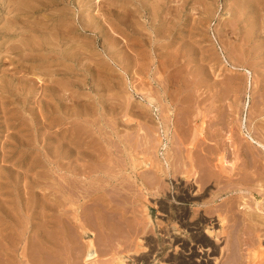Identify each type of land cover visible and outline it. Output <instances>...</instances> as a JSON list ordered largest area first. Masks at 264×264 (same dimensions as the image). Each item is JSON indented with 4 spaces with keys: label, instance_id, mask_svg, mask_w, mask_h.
Returning <instances> with one entry per match:
<instances>
[{
    "label": "rangeland",
    "instance_id": "rangeland-1",
    "mask_svg": "<svg viewBox=\"0 0 264 264\" xmlns=\"http://www.w3.org/2000/svg\"><path fill=\"white\" fill-rule=\"evenodd\" d=\"M252 136L264 142V0H0V264H173L176 242L192 241L181 213L214 220L218 264L253 251L264 263V176L240 192L236 175L204 187L169 171L193 141L199 159L215 164L225 142L241 164L230 144ZM185 186L195 195L181 201Z\"/></svg>",
    "mask_w": 264,
    "mask_h": 264
},
{
    "label": "bare ground",
    "instance_id": "bare-ground-1",
    "mask_svg": "<svg viewBox=\"0 0 264 264\" xmlns=\"http://www.w3.org/2000/svg\"><path fill=\"white\" fill-rule=\"evenodd\" d=\"M132 1V0H131ZM139 2V1H138ZM86 3V2H85ZM141 3H142V1H141ZM147 3V2H146ZM19 4H20V2H19ZM144 4V3H143ZM159 4V3H158ZM11 6V5H10ZM31 6V5H30ZM147 6V5H146ZM12 7V6H11ZM23 7V6H22ZM83 7V6H82ZM114 8V7H113ZM153 8V7H152ZM14 9V8H13ZM111 9V8H110ZM112 10V9H111ZM18 11V10H17ZM20 11V10H19ZM35 12V11H34ZM139 12V11H138ZM156 19V18H155ZM56 21V20H55ZM121 21V20H120ZM155 21V20H154ZM90 22V21H89ZM56 23V22H55ZM84 23V22H83ZM119 23V22H118ZM11 24V23H10ZM123 24V23H122ZM19 25V24H18ZM17 25V26H18ZM87 25V24H86ZM120 25V24H119ZM10 26V25H9ZM33 27V26H32ZM83 27H86V26H83ZM89 27V26H88ZM82 29V28H81ZM86 29V28H85ZM14 30V29H13ZM18 30V29H17ZM43 30V29H42ZM67 30V29H66ZM90 30V29H89ZM92 30V29H91ZM90 30V31H91ZM44 31V30H43ZM47 31V30H46ZM132 32V31H131ZM15 33V32H14ZM25 33V32H24ZM30 33V32H29ZM32 33V32H31ZM43 33V32H42ZM54 33V32H53ZM57 34V33H56ZM27 35V34H26ZM29 35V34H28ZM62 35V34H61ZM68 35V34H67ZM47 36V35H46ZM50 36V35H49ZM10 37V36H9ZM38 37V36H37ZM12 38V37H11ZM29 38V37H28ZM65 38V37H64ZM57 39V38H56ZM46 41V40H45ZM40 42V41H39ZM42 42V41H41ZM44 42V41H43ZM36 43V42H35ZM32 44V43H31ZM44 44V43H43ZM49 46V45H48ZM108 46V45H107ZM21 47V46H20ZM44 48V47H43ZM58 48V47H57ZM39 49V48H38ZM37 49V50H38ZM45 50V49H44ZM39 51V50H38ZM52 51V50H51ZM50 51V52H51ZM36 52V51H35ZM44 52V51H43ZM40 55L42 54V53H39ZM37 55V54H36ZM19 56V55H18ZM33 69V68H32ZM66 72V71H65ZM70 72V71H69ZM68 72V73H69ZM52 74H53V72H52ZM56 77V76H55ZM54 78V77H53ZM233 87V86H232ZM187 97V96H186ZM170 98V97H169ZM152 100V99H151ZM171 101H173V100H171ZM149 108V107H148ZM125 115V114H124ZM208 122V121H207ZM212 124V123H211ZM183 125V124H182ZM139 126V125H138ZM203 127V126H202ZM202 127H201V131H204L203 129H202ZM233 127V126H232ZM204 128V127H203ZM140 129V128H139ZM148 132V131H147ZM200 132V131H199ZM201 133V132H200ZM177 136V135H176ZM221 136V135H220ZM255 136V135H254ZM254 136H252L251 138H249V139H251V140H247V141H240V142H238V144H237V142L236 143H231L230 144V146H233V148H236V150L238 149V151L240 150V151H242V155H243V157H241V160H243V162H241V164H237L236 163V160H234L235 162H230V161H228L227 159H226V155H225V151L227 150V148H225L224 147V143L223 144H221L220 143V145L218 144V147H216V151L217 152H219L218 153V157H215L214 159H216L217 158V162L214 164L213 163V161L209 158H207V159H199V157L198 156H196L197 154H195L194 152L199 148L201 151L202 150H205L206 148H205V146H203V145H198V144H196L194 141V143L192 142V143H190V145H191V147L187 150L188 151V154L186 155V161H181L180 159V162L183 164L181 167H179V165H177L176 164V162H177V156H175V160H176V162H174V163H172L171 164V162L169 161V159L171 158V157H173V155H170V153L168 154V156H169V159L167 158V160L169 161V164H171V168H172V170H169L170 171V174L172 175V176H175V178L176 179H180V177H178V175H180V174H183V175H185L186 177H189V178H192V176H195V178L193 177L192 179H193V182L195 183V184H201V186H204L205 187V182H207L206 180H208L209 179V177H211V176H213V175H215L216 177H217V181L220 183V180H223V179H227V181H230V182H234V180L235 179H233L234 178V176L236 175L237 176V180L235 181L236 183L235 184H237V185H239V191L241 192V191H244V190H246L248 187H247V182H250V180L252 181V180H259V181H262L263 180V176H264V174L262 173L261 174V172H260V169L258 170V168H256L257 166H256V164H258L261 160L263 161L264 160V154H262V149L264 148V142H263V140L261 139L260 140V138H257V137H254ZM176 139V138H175ZM247 139V138H246ZM193 140H196V139H193ZM225 140V139H224ZM245 140V139H244ZM130 141H132V140H130ZM223 141V140H222ZM228 141V140H227ZM226 141V142H227ZM155 142V141H154ZM183 142H186L185 140L183 141ZM183 142H181V144L183 143ZM180 143V142H179ZM147 144V143H146ZM185 144V143H184ZM179 145V144H178ZM227 145H228V143H227ZM135 146V145H134ZM184 146V145H183ZM229 146V147H230ZM133 147V146H132ZM180 147V146H179ZM182 147V146H181ZM205 149H204V148ZM227 147V146H226ZM138 148V147H137ZM144 148V147H143ZM262 148V149H261ZM184 149V148H183ZM194 149H196V150H194ZM198 149V150H199ZM129 150V149H128ZM149 150V149H148ZM178 150V149H177ZM199 150V151H200ZM207 150V149H206ZM131 151V150H130ZM135 151V150H134ZM230 151V149L228 150V151H226L227 153ZM132 152V151H131ZM168 152V151H167ZM234 152V151H233ZM143 153V152H142ZM145 153H146V151H145ZM153 153V152H152ZM231 153V152H230ZM237 153V152H236ZM148 154V153H147ZM154 154V153H153ZM205 154V153H204ZM210 154V153H209ZM212 154V153H211ZM214 154V153H213ZM217 154V153H216ZM241 154V153H240ZM138 155V154H137ZM241 155V156H242ZM168 156H166V157H168ZM184 156V155H183ZM203 156V155H202ZM206 156V155H205ZM214 156V155H213ZM216 156V155H215ZM228 156H229V153H228ZM237 157H238V155H237ZM185 158V157H184ZM239 158H240V156H239ZM238 158V160L237 161H240V159ZM243 158V159H242ZM235 159H237L236 157H235ZM174 160V161H175ZM232 164L231 166V170H230V172H226L225 171V169H227V166H228V164ZM214 164V165H213ZM134 165V164H133ZM132 165V166H133ZM215 167V169H221V171L220 170H218V171H216V170H214V171H212V167L213 166ZM249 166H251V168H255V170L256 171H254V170H252V171H254V172H252L255 176H250L251 178H253V177H256V178H253V179H249L250 177H248V175L246 174V172L247 171H249ZM248 167V168H247ZM261 168V167H260ZM159 169V168H158ZM198 169H200V171L202 172V175H201V173H200V171L198 170ZM248 169V170H247ZM166 170V169H165ZM261 170H262V168H261ZM168 171V172H169ZM235 171V173H233ZM143 172V171H142ZM215 172V173H214ZM137 174V173H136ZM142 174H144V173H142ZM165 174H167V173H165ZM178 174V175H177ZM139 176V175H138ZM141 176V175H140ZM150 176V175H149ZM144 179V178H143ZM146 179V178H145ZM249 180V181H248ZM60 182V181H59ZM70 182V181H69ZM154 182V181H153ZM149 183H150V180H149ZM255 183V182H254ZM153 185H154V183H152ZM218 184V183H217ZM229 184V183H228ZM231 184V183H230ZM234 184V183H233ZM144 185V184H143ZM232 185V184H231ZM249 185H250V183H249ZM261 185H263V183L262 184H260V186ZM76 186V185H75ZM195 186H197V185H195ZM229 186V185H228ZM228 186H225V188L224 187H220L219 188V191H220V193L223 191V190H225V191H227V189L229 188ZM149 187V186H148ZM203 187V188H204ZM90 188V187H89ZM201 188V187H200ZM233 189H234V187H232ZM231 187L229 188V189H231V190H233ZM79 189V188H78ZM189 189H191L190 187H189ZM188 189V186L186 187H183V188H179V190H180V193H182V194H180L181 195V198H180V200L181 201H188V197H190V196H194L195 194L193 193V190L192 191H190ZM74 190V189H73ZM84 190V189H83ZM91 190V189H90ZM55 191V190H54ZM76 192V191H75ZM228 192V191H227ZM85 193V192H84ZM60 194V193H59ZM91 195V194H90ZM179 195V196H180ZM88 196V195H87ZM231 198V197H230ZM87 199H89V198H87ZM75 201V200H74ZM89 202V201H88ZM72 203H73V201H72ZM84 203V202H83ZM87 203V202H86ZM85 203V204H86ZM110 203V202H109ZM54 204V203H53ZM88 204V203H87ZM74 205V204H73ZM99 205H101V204H99ZM236 205V204H235ZM262 204L261 203H259L258 202V206L260 207ZM59 206H61L60 204H59ZM58 206V207H59ZM110 206V205H109ZM112 206V205H111ZM64 208V207H63ZM73 208H75V207H73ZM111 208V207H110ZM86 209V208H85ZM84 209V210H85ZM94 209V208H93ZM97 209H98V207H97ZM233 209H234V203H230V205L228 206V210L230 211V212H232L233 211ZM260 209H261V207H260ZM264 209V208H263ZM1 210V209H0ZM5 210V209H4ZM4 210H3V212H4ZM60 210V209H59ZM63 210V209H62ZM65 210H66V208H65ZM83 210V209H82ZM181 210V209H180ZM228 210H227V212H228ZM262 210V209H261ZM56 211H57V209H56ZM87 211H89V209L87 210ZM105 211H107V210H105ZM235 211V210H234ZM6 212V211H5ZM8 212V211H7ZM60 212V211H59ZM108 212V211H107ZM109 212H111V210L109 211ZM170 212V211H169ZM75 213V212H74ZM77 213V212H76ZM75 213V214H76ZM86 213V212H85ZM229 213V212H228ZM2 214H4V213H2ZM16 214V213H15ZM61 214V213H60ZM63 214V213H62ZM61 214V215H62ZM74 214V215H75ZM87 214V213H86ZM86 214H84V215H86ZM96 214V213H95ZM94 214V215H95ZM101 214V213H100ZM108 214V213H107ZM171 214V213H170ZM9 215V214H8ZM66 215V214H65ZM77 215V214H76ZM83 215V216H84ZM110 215V214H109ZM109 215H107V216H109ZM233 215V214H232ZM236 215V214H235ZM7 216V215H6ZM17 215H15V217H16ZM56 216H57V214H56ZM59 216V215H58ZM63 216V215H62ZM67 216V215H66ZM65 216V217H66ZM88 216V215H87ZM222 216H223V214H222ZM226 216V215H225ZM64 217V216H63ZM71 217V216H70ZM79 217V216H78ZM81 217V216H80ZM90 217V216H89ZM88 217V218H89ZM94 217V216H93ZM100 217V216H99ZM116 217V216H115ZM252 217H253V215L251 214V219H252ZM60 218V217H59ZM62 218V217H61ZM66 218H69V217H66ZM66 218H64L65 220H67ZM73 218V217H72ZM74 218H76V217H74ZM87 217L85 218V216H84V219L83 220H80L81 218H77L76 219V221H77V224L79 225L78 227L82 230L81 232H83L85 235L88 233V228L87 227H89L90 225H92V221H93V218L91 219V218H89V219H91L90 221H91V223H90V221L89 220H87L88 219ZM100 218H102V217H100ZM105 218H107L106 216H105ZM102 219V221H101V219H100V221H101V224L102 225H100V226H103L104 228H107L108 226H109V224H108V226L105 224V222H103V221H105L106 219ZM114 218V217H113ZM112 218V219H113ZM172 218V217H171ZM179 218V217H178ZM181 219L179 220V222L181 221L182 222V224L181 225H184V227H185V229L187 230V232H189V235L191 236V237H189V238H192V241L190 242V243H186V242H180V244L179 243H177L176 242V252H175V255L174 256H172V257H170L171 259L170 260H172L174 263L173 264H218V261H219V258L218 257H216V253H217V251H218V246H216V245H218V243H214V236H215V224L216 223H214V220H212V219H208L209 220V222L208 223H206V224H203L202 223V221H196V222H190V221H188V219H187V217H186V214L185 213H181V217H180ZM218 218H220L219 219V221L222 223H225L224 221L226 220V218H222V217H220V215H219V217ZM57 219H58V217H57ZM63 219V218H62ZM70 219V218H69ZM68 219V220H69ZM110 219V218H109ZM175 219V218H174ZM202 219V218H201ZM61 220V219H60ZM59 220V221H60ZM65 220L64 221H60L58 224H62L63 222L65 223ZM71 220V219H70ZM69 220V221H70ZM73 220V219H72ZM98 220V219H97ZM197 220V219H196ZM9 221V220H8ZM18 221V220H17ZM20 221V220H19ZM21 221H23V220H21ZM107 221V220H106ZM250 221V220H249ZM254 221H256V220H254ZM258 222H259V220H257ZM4 222H5V219H4ZM12 222V221H11ZM62 222V223H61ZM95 222V221H94ZM99 222V221H98ZM97 222V223H98ZM178 222V221H177ZM180 222V223H181ZM6 223V222H5ZM4 223V224H5ZM17 223V222H16ZM69 223V222H68ZM71 223V222H70ZM74 223H75V221H74ZM73 223V224H74ZM106 223H109V222H106ZM55 224V223H54ZM58 224H56V225H58ZM66 224V223H65ZM72 224V223H71ZM15 225V224H14ZM55 225V226H56ZM64 225V224H63ZM110 225H112V224H110ZM8 226V225H7ZM17 226H19V225H17ZM62 226V225H61ZM73 226V225H72ZM71 226V227H72ZM97 226V225H96ZM107 226V227H106ZM203 226H205V231L204 230H202L203 229ZM3 228V226H0V228ZM5 227V226H4ZM20 227V226H19ZM57 227V226H56ZM59 227V226H58ZM65 227V226H64ZM63 227V228H64ZM67 227V226H66ZM115 227V226H114ZM1 228V229H2ZM36 228V227H35ZM97 228V227H96ZM95 228V229H96ZM113 228V227H112ZM1 229H0V232H1ZM17 229H19L18 227H17ZM67 229V228H66ZM66 229H65V231H66ZM88 229V230H87ZM99 229H101V228H99ZM111 229V228H110ZM175 229V228H174ZM9 230V229H8ZM12 230V229H11ZM61 230V229H60ZM77 230V229H76ZM109 230V229H108ZM3 231H4V229H3ZM13 231H15L16 232V230L14 229ZM19 231V230H18ZM20 231H21V229H20ZM35 231V230H34ZM54 231H55V229H54ZM64 231V232H65ZM71 231V230H70ZM73 231H75V230H73ZM72 231V232H73ZM90 231H92L91 229H90ZM132 231V230H131ZM144 231V230H143ZM171 231V230H170ZM5 233H7L6 232V230L4 231ZM12 232V231H11ZM56 232V231H55ZM123 232V231H122ZM164 232H166L165 234L167 235H169L170 233H169V231H164ZM4 233V234H5ZM57 233H59V231H57ZM63 233V232H62ZM66 233V235H67V231L65 232ZM76 233V232H75ZM80 233V232H79ZM98 233H100V232H98ZM3 234V233H2ZM8 234H10V233H7V235ZM12 234H14V232L12 233ZM38 234V233H37ZM68 234H70V233H68ZM72 234V233H71ZM116 234V233H115ZM119 234V233H118ZM127 234V233H126ZM174 234V233H173ZM172 234V235H173ZM260 234V233H259ZM21 235V234H20ZM58 235H60V234H58ZM74 235H76V234H74ZM73 235V236H74ZM78 235V234H77ZM108 235V234H107ZM114 235V234H113ZM121 235V234H120ZM119 235V236H120ZM127 235H129V234H127ZM246 235V234H245ZM5 236V235H4ZM9 236H11V234L9 235ZM14 236V235H13ZM19 235H17V233H16V237H18ZM33 236V235H32ZM70 236V235H69ZM72 236V235H71ZM80 236V235H79ZM92 236H95V233H94V231L92 232ZM98 236V235H97ZM122 236V235H121ZM232 236V235H231ZM2 237V236H1ZM8 237V236H7ZM12 237V236H11ZM15 237V236H14ZM39 237V236H38ZM56 237V236H55ZM59 237V236H58ZM57 237V239L59 240V238ZM65 237H67V239H68V236H65ZM81 237V236H80ZM86 237V236H85ZM96 237V236H95ZM94 237V238H95ZM113 237V236H112ZM118 237V236H117ZM124 237V236H123ZM128 237V236H127ZM172 238H173V236H171ZM19 238H20V236H19ZM19 238L17 239V241H19ZM60 238H63L62 237V234L60 235ZM70 238H72V237H70ZM73 238H75L76 239V237H73ZM94 238H92V239H94ZM101 238H102V236H101ZM116 238V237H115ZM134 238V237H133ZM224 238V237H223ZM3 239H4V237H3ZM3 239H2V241H3ZM39 239H40V237H39ZM56 239V240H57ZM66 239V238H65ZM79 239L80 238H78V240H77V242L79 241ZM113 239V238H112ZM117 239V238H116ZM180 239V238H179ZM178 239V240H179ZM14 240H16V239H14ZM57 240V241H58ZM62 240V239H61ZM73 240V239H72ZM88 240V239H87ZM100 240V239H99ZM131 240H133V239H131ZM1 241V240H0ZM10 241V240H9ZM32 241H33V239H32ZM64 241V240H63ZM68 241V240H67ZM83 241V240H82ZM95 241V240H94ZM93 241V242H94ZM102 241V240H101ZM130 241V240H129ZM168 241V240H167ZM173 241V240H172ZM225 241H226V238H225ZM237 241V240H236ZM249 241V240H248ZM7 242H8V240H7ZM52 242V241H51ZM75 242V241H74ZM92 241H90V243H89V245H88V248H89V252H88V254L86 255L87 256V258H96L97 256H98V251H96V250H98L96 247V250L95 249H93L94 248V243H93ZM98 242V241H97ZM97 242H96V244H97ZM133 242V241H132ZM131 242V243H132ZM14 243V242H13ZM19 243H21V242H19ZM19 243H16L15 242V244H19ZM37 243H38V241H37ZM53 243L55 244V241H53ZM57 243V242H56ZM62 243V242H61ZM65 243V242H64ZM84 243V242H83ZM130 243V242H129ZM135 243H137V242H135ZM141 243V242H140ZM170 243H172L171 241H170ZM175 243V242H174ZM255 243H257V241L255 242ZM261 243V242H260ZM259 243V244H260ZM6 244H8V243H6ZM23 244H26V243H23ZM33 244H34V242H33ZM32 244V245H33ZM95 244V245H96ZM114 244V243H113ZM126 244V243H125ZM133 244V243H132ZM142 244V243H141ZM235 244V243H234ZM245 244V243H244ZM262 244V243H261ZM261 244H260V246L259 247H261ZM10 245V244H9ZM13 245V244H12ZM35 245V244H34ZM33 245V246H34ZM39 245V244H38ZM56 246H58L59 245V243L58 244H55ZM62 245V244H61ZM64 245V244H63ZM63 245H62V247H63ZM67 245V244H66ZM74 245V244H73ZM80 245V244H79ZM87 245V244H86ZM99 245H100V243H99ZM228 245V244H227ZM0 246H3V245H1V243H0ZM5 246V245H4ZM22 246V245H21ZM37 246V244L34 246V248ZM108 246V245H107ZM111 246H112V243H111ZM116 246V245H115ZM129 246V245H128ZM127 246V247H128ZM132 246H135V245H132ZM179 246H181V249H179L181 252H178V248H179ZM12 247V246H11ZM66 246L64 245V248H65ZM78 247L79 246H77V249H78ZM103 247V246H102ZM117 247V246H116ZM123 247V246H122ZM131 247V246H130ZM139 247V246H138ZM262 247H264V244H263V246ZM2 248V247H1ZM18 249V247H13V249ZM22 248V247H21ZM25 248V247H24ZM55 248V247H54ZM99 248V247H98ZM108 248H109V246H108ZM140 248V247H139ZM257 248H258V246H257ZM7 247L5 246L4 248H3V251L4 252H6V253H4V254H6V255H8V254H10V253H8L7 254V252L9 251H7ZM12 249V250H13ZM41 249V248H40ZM55 249H58V248H55ZM60 249H62L61 247H60ZM70 249H72V248H70ZM106 249V248H105ZM135 249V248H134ZM252 250H253V248H251ZM11 250V249H10ZM11 250V251H12ZM22 250V249H21ZM29 250V249H28ZM34 250V249H33ZM45 250V249H44ZM73 250V249H72ZM72 250H70L71 251V255H72ZM104 250V249H103ZM117 250V249H116ZM122 250H123V248H122ZM126 250V249H125ZM131 250V249H130ZM129 250V251H130ZM175 250V249H174ZM235 250V249H234ZM247 250V249H246ZM2 250L0 249V252H1ZM20 251V250H19ZM25 251H26V249H25ZM35 251V250H34ZM55 251V250H54ZM58 251V250H57ZM70 251H69V253H70ZM80 251V250H79ZM83 250H81V252H82ZM101 251V250H100ZM106 251H108L109 253L111 252V250H109V249H107ZM115 251V250H114ZM132 251V250H131ZM223 249L221 248V253L223 254ZM264 251V250H263ZM21 252V251H20ZM66 252V251H65ZM120 252V251H119ZM232 252H233V250H232ZM235 252V251H234ZM250 251H248V253H249ZM31 253V252H30ZM56 253V252H55ZM67 253V252H66ZM100 253V252H99ZM112 253V252H111ZM13 253L11 252V255H12ZM37 254V253H36ZM36 254H34L33 253V256L32 257H34V255H36ZM52 254V253H51ZM63 254H64V252H63ZM68 254V253H67ZM66 254V255H67ZM81 254V253H80ZM84 254V253H83ZM105 254V253H104ZM116 255H117V253H115ZM221 254V255H222ZM230 254V253H229ZM228 254V255H229ZM10 255V256H11ZM15 255V254H14ZM16 255H17V253H16ZM15 255V256H16ZM20 255V254H19ZM40 256H41V254H39ZM78 255V254H77ZM101 255V254H100ZM115 255V256H116ZM236 256H237V254H235ZM239 255V254H238ZM2 256H4L3 255V253L1 254V257ZM18 256V255H17ZM23 256V255H22ZM37 256V255H36ZM39 256V257H40ZM48 256V255H47ZM57 256V255H56ZM68 256H70L69 254H68ZM84 256H85V254H84ZM262 256H263V254L261 253V252H259V251H253V253H249V255H248V261H249V264H264V263H262V260H263V258H262ZM39 257H38V260H39ZM51 257V256H50ZM73 257H75V256H73ZM79 257H81L80 255H79ZM83 257V256H82ZM106 257V256H105ZM117 257V256H116ZM130 257V256H129ZM222 257L224 258V256L222 255ZM222 257H220V258H222ZM228 257V256H227ZM16 258V257H15ZM14 258V259H15ZM18 258V257H17ZM21 258V257H20ZM25 258V257H24ZM24 258H22V259H24ZM60 258V257H59ZM92 258V259H93ZM104 258V257H103ZM108 258V257H107ZM113 258H115V257H113ZM119 258H121V257H119ZM131 258H133V257H131ZM247 258V257H246ZM2 259H4L5 260V258H2ZM7 259V258H6ZM10 259V258H9ZM33 259H35V257L33 258ZM64 259V258H63ZM62 259V260H63ZM66 259V258H65ZM68 259V258H67ZM74 259V258H73ZM76 259V258H75ZM86 259V258H85ZM11 260V259H10ZM18 260H20L19 258H18ZM41 260V259H40ZM60 260V259H59ZM79 260V259H78ZM84 260V259H83ZM88 260V259H87ZM94 260V259H93ZM102 260V259H101ZM107 260V259H106ZM106 260H103L104 262H106ZM109 260V259H108ZM222 260V259H221ZM8 261V263H9V260H7ZM12 261V260H11ZM55 261V260H54ZM69 261V260H68ZM72 260H70V262H71ZM74 261V260H73ZM77 261V260H76ZM110 261V260H109ZM134 261V260H133ZM15 262H16V259H15ZM14 262V263H15ZM32 262V261H31ZM62 262V261H61ZM75 262V261H74ZM84 262V261H83ZM91 262V261H90ZM103 262V263H104ZM111 262V261H110ZM115 262V261H114ZM237 262H238V260H237ZM4 263V262H3ZM8 263H6V264H8ZM13 262H11V263H9V264H12ZM36 263H37V259H36ZM68 263V262H67ZM85 263V262H84ZM102 263V264H103ZM151 263V262H150ZM235 263V262H234ZM5 264V263H4ZM20 264V263H19ZM33 264H35V263H33ZM39 264V263H38ZM56 264V263H55ZM61 264V263H60ZM73 264V263H72ZM75 264H78V263H75ZM79 264H81V263H79ZM94 264H96V262H94ZM99 264V263H98ZM101 264V263H100ZM108 264H112V262L111 263H109L108 262ZM136 264V263H135ZM171 264V263H170ZM229 264V263H228Z\"/></svg>",
    "mask_w": 264,
    "mask_h": 264
}]
</instances>
